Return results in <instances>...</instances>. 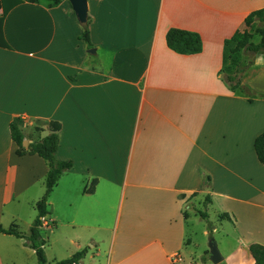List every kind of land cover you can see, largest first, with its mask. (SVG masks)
<instances>
[{
	"label": "crops",
	"instance_id": "1",
	"mask_svg": "<svg viewBox=\"0 0 264 264\" xmlns=\"http://www.w3.org/2000/svg\"><path fill=\"white\" fill-rule=\"evenodd\" d=\"M87 7L91 49L68 0L0 8V228L28 235L48 172L38 156L16 155L10 124L29 146L57 122L55 160L73 167L47 200V264L81 251L77 264H199L196 254L188 263L181 254L204 221L188 214L194 203L208 221L213 209L222 232L218 216L228 215L229 202L257 208L264 221V163L253 148L264 132V51L234 62L233 43L225 44L249 29L246 17L264 0H87ZM171 29L197 34L201 52L168 49ZM259 41L252 34L250 42ZM236 71L252 102L225 82ZM247 187L258 196L244 197ZM250 244L264 246L240 241L226 264ZM0 264L37 258L23 239L0 233Z\"/></svg>",
	"mask_w": 264,
	"mask_h": 264
},
{
	"label": "trees",
	"instance_id": "2",
	"mask_svg": "<svg viewBox=\"0 0 264 264\" xmlns=\"http://www.w3.org/2000/svg\"><path fill=\"white\" fill-rule=\"evenodd\" d=\"M9 1L11 3H9ZM20 0H0V8L6 13L14 4H18ZM254 23H258L259 26L255 30V34L259 35L260 41L257 44H253L251 41L252 35L246 32H237L230 41H226L225 44L235 43V50H243L245 53L256 54L264 51V9H260L248 15L244 21L246 28H250ZM82 41L87 49H91V44L89 42V33L87 30V25L83 26ZM166 46L172 52L179 55H195L199 54L202 50V42L200 37L191 32H186L182 30L171 29L167 32ZM239 71H236L234 75L226 76L225 82L229 85L232 92L239 91L242 95L247 97L249 102H252L254 95L246 88L241 87L237 77ZM248 93H251L249 95ZM10 136L12 142L16 145V155L24 156L35 155L42 159L46 166L48 167L45 192L36 204V218L34 219L32 225L29 228L27 236L20 234L16 228L9 230H3L0 228V233L8 236H14L18 239L24 240V246L30 248L35 252L37 258V264H47L44 246L45 241L41 237V229L43 225V218L48 215L47 211V200L52 192L54 186L59 181L61 176L72 169L73 164L70 161H56L55 154L59 145L58 133L61 129L60 124L57 122L49 123L50 134L40 141L33 143L28 146L27 151L23 148V136L18 128L17 124H10ZM254 153L257 161L260 164L264 163V132L256 137L253 143ZM206 185L208 183V178H206ZM95 182H93L88 188L87 192H92ZM209 203V198L206 197L204 200V206ZM186 216V215H185ZM199 217L206 222V229L208 232V237L211 238L212 226L208 221L207 215L200 212ZM223 219L231 222V218L227 214L222 215ZM211 240V239H210ZM246 251L251 256L254 264H264V246L259 244H250L246 247ZM85 255V251L76 253L71 258L58 262L56 264H77L82 260Z\"/></svg>",
	"mask_w": 264,
	"mask_h": 264
},
{
	"label": "rangeland",
	"instance_id": "3",
	"mask_svg": "<svg viewBox=\"0 0 264 264\" xmlns=\"http://www.w3.org/2000/svg\"><path fill=\"white\" fill-rule=\"evenodd\" d=\"M43 1V0H40ZM259 26V24H258ZM257 26V27H258ZM257 27L251 26L248 30H245L246 33H252L255 35V30ZM251 34V35H252ZM233 47L230 50L231 56L233 58V61L235 62V59H238L242 57L243 55L248 58L251 56L249 53H245L243 50H235V43L232 44ZM242 52V54L240 53ZM244 52V53H243ZM246 54V55H245ZM239 92V91H238ZM240 93V92H239ZM241 94V93H240ZM251 95V93H248ZM49 127V125H48ZM258 195L257 193L248 188L246 189V194L244 197H247V199H254ZM217 206H214V209ZM223 209H227L226 213L232 218V220L235 221L233 224V221H228L226 219H223L222 216H218V218L222 221L226 220L223 223V232L219 225H221L220 222H216V215L213 213V209L208 210V217L209 221L212 223L214 231L212 232L211 238L208 237V235H204L203 232L205 230V221H196L197 223L193 225V235L191 237V244L188 246L184 243V249H181V254L185 258V263H188V256L189 254H196V257L194 256L193 261L198 262L199 264H213L211 262V253H210V245L212 242H215L217 245L218 250L222 254V262L220 264H226V261L228 263H232L234 260V257H232V253H230L232 250H234V247L237 245L238 242H252L254 240L262 241L264 242V221L259 220L258 217V209L255 207H251L246 204H238L229 202V205L225 204L223 205ZM27 211L25 208L21 210V214L25 215L27 214ZM188 214H193L191 211L195 213H200L203 211L202 207H197L196 203L192 205L191 210H189ZM36 216L34 217V219ZM33 219V221H34ZM32 221V223H33ZM32 225V224H31ZM22 230V228H21ZM28 229L26 228L24 232H27ZM43 234L48 235L49 232H44L41 230ZM263 235V236H262ZM211 239V240H210ZM239 239V240H238ZM238 252H240V256L235 260L233 264H249V254L246 251V247L238 246L237 248ZM245 251V252H244ZM233 252H236L234 250ZM241 261V262H240Z\"/></svg>",
	"mask_w": 264,
	"mask_h": 264
},
{
	"label": "water",
	"instance_id": "4",
	"mask_svg": "<svg viewBox=\"0 0 264 264\" xmlns=\"http://www.w3.org/2000/svg\"><path fill=\"white\" fill-rule=\"evenodd\" d=\"M72 11L81 26H85L87 24L88 19V7L87 0H68ZM89 53H94V50L88 51ZM28 141L23 140L22 146L23 148H27ZM210 253H211V262L213 264H220L222 262V257L220 256L216 243L212 242L210 245Z\"/></svg>",
	"mask_w": 264,
	"mask_h": 264
},
{
	"label": "built area",
	"instance_id": "5",
	"mask_svg": "<svg viewBox=\"0 0 264 264\" xmlns=\"http://www.w3.org/2000/svg\"><path fill=\"white\" fill-rule=\"evenodd\" d=\"M44 222V221H43Z\"/></svg>",
	"mask_w": 264,
	"mask_h": 264
}]
</instances>
